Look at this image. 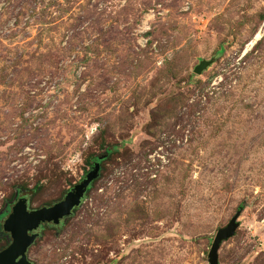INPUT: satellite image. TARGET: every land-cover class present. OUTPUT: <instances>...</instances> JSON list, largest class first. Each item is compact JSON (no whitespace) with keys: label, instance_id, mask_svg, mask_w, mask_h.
Wrapping results in <instances>:
<instances>
[{"label":"rangeland","instance_id":"1","mask_svg":"<svg viewBox=\"0 0 264 264\" xmlns=\"http://www.w3.org/2000/svg\"><path fill=\"white\" fill-rule=\"evenodd\" d=\"M96 160L32 264H264V0H0V222Z\"/></svg>","mask_w":264,"mask_h":264},{"label":"water","instance_id":"2","mask_svg":"<svg viewBox=\"0 0 264 264\" xmlns=\"http://www.w3.org/2000/svg\"><path fill=\"white\" fill-rule=\"evenodd\" d=\"M208 63L209 60H200L194 66V72L198 73ZM101 157L97 156V159ZM97 171L98 160L93 162L90 170L78 182L74 183L60 199L49 205L29 209L26 194L19 193L9 205V210L1 221V230L7 233L9 242L0 249V264H32L27 258L26 250L38 236L39 225L41 223L58 225L60 220L69 216L71 209L80 204L88 182L95 177ZM239 212L240 208L234 212L224 226L215 230L206 253L207 264H218L217 249L219 244L234 234L238 226L236 218Z\"/></svg>","mask_w":264,"mask_h":264},{"label":"flooded vegetation","instance_id":"3","mask_svg":"<svg viewBox=\"0 0 264 264\" xmlns=\"http://www.w3.org/2000/svg\"><path fill=\"white\" fill-rule=\"evenodd\" d=\"M93 162H94V161H93ZM18 194H19V192L17 193V195H18ZM17 195H16V196H17ZM15 198H16V197H15ZM14 200H15V199H14ZM26 201H27V200H26ZM50 204H51V203H50ZM48 205H49V204H48ZM72 209H73V208H72ZM70 213H71V212H70ZM41 224H44V223H41ZM41 224L39 225V228H40ZM46 224H50V223H46ZM51 225H52V224H51ZM0 228H1V222H0ZM39 228H38V229H39ZM1 231H2V230H1ZM2 232H3V231H2ZM4 233H5V232H4ZM5 234L7 235V233H5ZM7 238H8V239H7V242H6L4 245L0 246V249L3 248L4 246H6V245L8 244V242H9V237H8V235H7ZM26 251H27V250H26ZM26 255H27V254H26ZM31 263H32V262H31Z\"/></svg>","mask_w":264,"mask_h":264},{"label":"trees","instance_id":"4","mask_svg":"<svg viewBox=\"0 0 264 264\" xmlns=\"http://www.w3.org/2000/svg\"><path fill=\"white\" fill-rule=\"evenodd\" d=\"M110 148H111V147H108V146H105V147H104V150H103V152H102L103 157H105V156L110 152ZM96 155H97V154L93 155L92 158H95Z\"/></svg>","mask_w":264,"mask_h":264},{"label":"bare ground","instance_id":"5","mask_svg":"<svg viewBox=\"0 0 264 264\" xmlns=\"http://www.w3.org/2000/svg\"><path fill=\"white\" fill-rule=\"evenodd\" d=\"M261 31V30H260ZM260 33L261 32H257L256 34H255V36H254V39H252L251 41H250V44H252L259 36H260Z\"/></svg>","mask_w":264,"mask_h":264}]
</instances>
